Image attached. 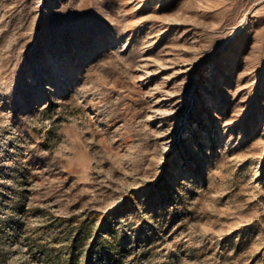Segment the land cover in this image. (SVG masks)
Instances as JSON below:
<instances>
[{
    "label": "rangeland",
    "instance_id": "obj_1",
    "mask_svg": "<svg viewBox=\"0 0 264 264\" xmlns=\"http://www.w3.org/2000/svg\"><path fill=\"white\" fill-rule=\"evenodd\" d=\"M0 264H264V0H0Z\"/></svg>",
    "mask_w": 264,
    "mask_h": 264
}]
</instances>
